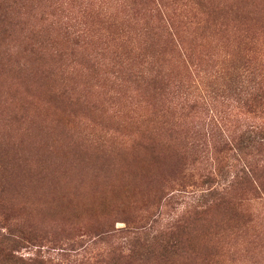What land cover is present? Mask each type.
<instances>
[{"label":"rangeland","instance_id":"rangeland-1","mask_svg":"<svg viewBox=\"0 0 264 264\" xmlns=\"http://www.w3.org/2000/svg\"><path fill=\"white\" fill-rule=\"evenodd\" d=\"M260 131L264 0H0V264H264Z\"/></svg>","mask_w":264,"mask_h":264},{"label":"trees","instance_id":"trees-1","mask_svg":"<svg viewBox=\"0 0 264 264\" xmlns=\"http://www.w3.org/2000/svg\"><path fill=\"white\" fill-rule=\"evenodd\" d=\"M241 142V141H240ZM244 141H242L240 143V145L243 144ZM253 142L256 143V145L258 146H263L264 145V134L262 133V131L260 132H257L256 135L254 133V138H253ZM228 146V145H227ZM242 149V148H241ZM250 170H243V174H242V177L241 179L243 180L242 184H251V186L253 185V183L251 182L250 180V176H249V173ZM253 189H254V186H253Z\"/></svg>","mask_w":264,"mask_h":264}]
</instances>
